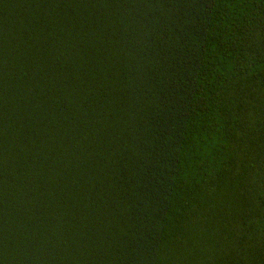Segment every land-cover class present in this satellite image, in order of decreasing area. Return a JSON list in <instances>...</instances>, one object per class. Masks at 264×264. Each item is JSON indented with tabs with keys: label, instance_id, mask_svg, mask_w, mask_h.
Masks as SVG:
<instances>
[{
	"label": "trees",
	"instance_id": "obj_1",
	"mask_svg": "<svg viewBox=\"0 0 264 264\" xmlns=\"http://www.w3.org/2000/svg\"><path fill=\"white\" fill-rule=\"evenodd\" d=\"M0 264H264V0H0Z\"/></svg>",
	"mask_w": 264,
	"mask_h": 264
}]
</instances>
